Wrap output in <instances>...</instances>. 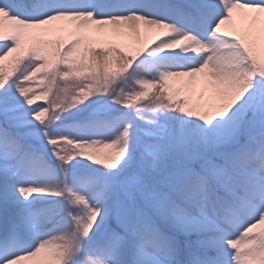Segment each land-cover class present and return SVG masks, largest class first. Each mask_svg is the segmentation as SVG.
Returning <instances> with one entry per match:
<instances>
[{
	"label": "snow or ice",
	"instance_id": "6c2138e0",
	"mask_svg": "<svg viewBox=\"0 0 264 264\" xmlns=\"http://www.w3.org/2000/svg\"><path fill=\"white\" fill-rule=\"evenodd\" d=\"M0 264H264V0H0Z\"/></svg>",
	"mask_w": 264,
	"mask_h": 264
}]
</instances>
